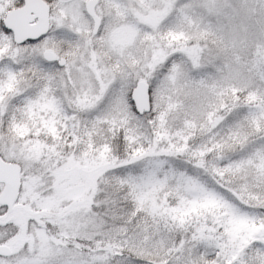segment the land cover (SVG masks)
I'll return each mask as SVG.
<instances>
[{"label": "snow or ice", "instance_id": "snow-or-ice-1", "mask_svg": "<svg viewBox=\"0 0 264 264\" xmlns=\"http://www.w3.org/2000/svg\"><path fill=\"white\" fill-rule=\"evenodd\" d=\"M0 264H264V0H0Z\"/></svg>", "mask_w": 264, "mask_h": 264}]
</instances>
